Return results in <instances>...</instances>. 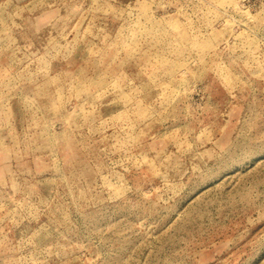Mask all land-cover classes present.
Masks as SVG:
<instances>
[{
	"label": "rangeland",
	"instance_id": "obj_1",
	"mask_svg": "<svg viewBox=\"0 0 264 264\" xmlns=\"http://www.w3.org/2000/svg\"><path fill=\"white\" fill-rule=\"evenodd\" d=\"M0 264H264V0H0Z\"/></svg>",
	"mask_w": 264,
	"mask_h": 264
}]
</instances>
